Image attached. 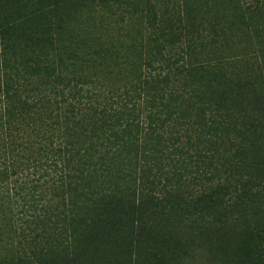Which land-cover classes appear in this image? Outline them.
I'll return each instance as SVG.
<instances>
[{
  "label": "trees",
  "instance_id": "trees-1",
  "mask_svg": "<svg viewBox=\"0 0 264 264\" xmlns=\"http://www.w3.org/2000/svg\"><path fill=\"white\" fill-rule=\"evenodd\" d=\"M157 1L83 0L85 11L93 9L98 16V29L86 35L82 21L78 20L79 29L68 24L65 1L51 0L46 9L26 17L2 15L0 184L10 178L20 182L19 170L26 178L21 180L36 184L47 172L49 183H62L57 197L73 202L68 192L76 190L75 180L96 166L107 170L112 167L111 156L122 160L131 149L159 157L151 166L144 161L141 167L148 195L160 200L168 180L180 179L183 184L170 185L171 192L195 191L190 184L184 185L179 171L185 173L182 165L188 150L196 148L197 157L207 160L211 173L209 190L196 201L225 205L221 212L228 223L210 217L208 222L193 223L191 236L223 227L242 212L240 207L246 204L242 195L252 182L241 168L252 148L262 142L257 139V126L220 107L211 93L208 96L206 85L233 82L244 89L254 82L247 77L233 81L220 61L206 60L204 54L197 55L201 60L194 56V40L189 36L200 24L193 20L190 0ZM200 1L197 8L207 10L231 4L238 20L264 18V0ZM124 8L131 18L140 24L146 20L153 30L128 24L129 29L118 23V12ZM31 20L36 26L23 29ZM220 24L217 18L209 26L215 41L221 36ZM42 71L50 81L44 80ZM144 93L147 99L141 97ZM203 134L210 138L207 146L195 141ZM173 159L180 164L178 172H166V161ZM239 192L242 195L232 197ZM49 226L37 225L45 228L44 234ZM103 260L98 258V240H92L78 264H109Z\"/></svg>",
  "mask_w": 264,
  "mask_h": 264
},
{
  "label": "rangeland",
  "instance_id": "rangeland-1",
  "mask_svg": "<svg viewBox=\"0 0 264 264\" xmlns=\"http://www.w3.org/2000/svg\"><path fill=\"white\" fill-rule=\"evenodd\" d=\"M64 1L67 6L64 3L62 7L66 6L68 24H75L76 29L86 24L81 29L85 35L98 29V16L93 15V9L92 13L85 11L86 2L60 0ZM190 2L193 20L200 24L199 30L189 36L194 40V56L201 60L202 56L197 55L204 54L206 60L220 61L233 81L247 77L254 82L244 89L233 82L206 85L208 96L211 93L220 107L241 114L257 126V139L262 142L252 148L247 164L241 168L252 182L247 193L232 195L234 198L246 195V204L240 207L242 212L225 225L228 222L221 212L225 205L196 201L209 190L211 175L207 160L197 157L196 148L188 150L189 156L182 165L185 173L182 169L179 171L186 179L187 183L182 180L184 185L190 184L195 191L171 192L170 185L179 183L180 179L168 180L160 200L148 195L141 167L144 161L149 166L158 161L154 152L134 153L129 149L122 160L118 155L111 156L112 167L105 170L96 166L82 179L75 180L76 190L68 192L73 202L57 197L62 183H49L47 172L41 182L34 184L21 180L26 178L19 170L20 182L10 178L0 184V264H78L92 240H98V258L109 264H264V18L238 20L231 4L207 10V7L197 8L200 0ZM50 4L51 0H0V20L3 14L26 17ZM132 7L136 9L135 4ZM118 16V23L125 27L129 28L130 24L147 32L153 30L146 20L140 24L131 18L126 8L120 9ZM217 18L221 21L217 27L221 36L215 41L209 26ZM31 25L36 26V22L31 20L22 28L28 29ZM76 34L79 36L80 30ZM7 70L16 72V68ZM44 75L47 73L42 71L44 80L50 81ZM0 77H3V66ZM223 96L225 99L221 101ZM141 97L147 99L145 93ZM203 135L195 141L207 146L210 138ZM165 165L166 172H178L180 168L176 159L167 160ZM219 176L224 180L225 175ZM180 185L183 184L180 182ZM210 217L215 222L222 220L225 226L218 225L216 229H205L191 236L193 223L208 222ZM38 224H50L47 234Z\"/></svg>",
  "mask_w": 264,
  "mask_h": 264
}]
</instances>
